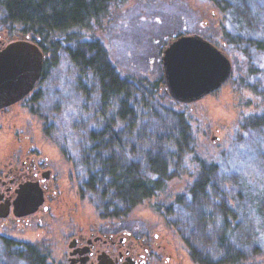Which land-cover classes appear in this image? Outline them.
<instances>
[{"label": "trees", "instance_id": "1", "mask_svg": "<svg viewBox=\"0 0 264 264\" xmlns=\"http://www.w3.org/2000/svg\"><path fill=\"white\" fill-rule=\"evenodd\" d=\"M115 1L0 0V32L30 36L45 55L40 83L51 65L48 55L61 51L75 69L73 91L83 98V112L95 105L93 114L103 123L83 128L84 139L72 148L83 162L87 197L102 215H123L166 193L195 145L164 78L122 76L105 45L81 33ZM210 1L220 17L203 35L248 56L249 72L256 73L264 66V0ZM256 90L264 97V86ZM29 101L33 110L40 97ZM237 131L232 149L201 160L190 189L161 207L196 264H264V108L243 117ZM0 264L51 263L34 246L0 237Z\"/></svg>", "mask_w": 264, "mask_h": 264}, {"label": "rangeland", "instance_id": "2", "mask_svg": "<svg viewBox=\"0 0 264 264\" xmlns=\"http://www.w3.org/2000/svg\"><path fill=\"white\" fill-rule=\"evenodd\" d=\"M110 8L104 17L81 33L105 45L122 76L149 82L164 78L163 51L175 37L197 34L205 38L203 31L212 28L220 17L210 0H116ZM17 37L0 32L4 47ZM209 41L229 57L233 74L219 90L196 102L181 103L172 98L178 102L175 109L183 108L186 113L195 137L194 153L188 158L185 172L170 180L166 193L146 199L128 213L119 215L134 218L137 229H166L167 223L175 244L173 264L196 263L178 229L168 223L164 209L161 210L163 201L169 203L178 194L187 192L194 183L200 161L232 149L240 120L264 108V97L256 92V88L264 86V66L259 65L252 74L248 56L225 41ZM48 59L51 65L47 78L39 82L32 93L33 97H40L35 108L32 110V104L26 100L0 111V157L6 158L34 144L43 151L61 152L69 166L83 172L74 148L84 139L83 128L100 126L103 122L93 114L95 105L92 103L87 108L88 114L83 112V98L73 91L75 69L68 57L60 51L55 57L49 54ZM83 204L88 215L100 216L97 205L89 197ZM0 234L13 238L17 235L16 231L1 225ZM62 256L52 251L48 262L58 264Z\"/></svg>", "mask_w": 264, "mask_h": 264}, {"label": "flooded vegetation", "instance_id": "3", "mask_svg": "<svg viewBox=\"0 0 264 264\" xmlns=\"http://www.w3.org/2000/svg\"><path fill=\"white\" fill-rule=\"evenodd\" d=\"M4 45L0 41V48ZM34 90L19 103L31 99ZM24 193L42 198L27 214L20 199ZM86 198L83 172L69 166L61 152L32 144L0 157V225L17 233L1 238L34 246L47 261L56 251L63 255L58 264H173L175 244L167 223L166 229H137L128 215L100 213L96 218L84 210Z\"/></svg>", "mask_w": 264, "mask_h": 264}, {"label": "water", "instance_id": "4", "mask_svg": "<svg viewBox=\"0 0 264 264\" xmlns=\"http://www.w3.org/2000/svg\"><path fill=\"white\" fill-rule=\"evenodd\" d=\"M166 90L181 103L196 102L219 90L230 80L233 66L218 46L197 34L175 37L162 55ZM44 66V53L30 36L11 40L0 49V109L9 107L31 93ZM24 213L33 212L42 202L40 193H24Z\"/></svg>", "mask_w": 264, "mask_h": 264}]
</instances>
